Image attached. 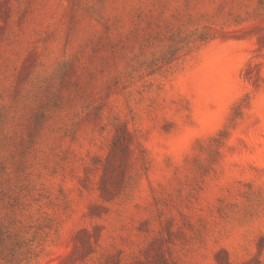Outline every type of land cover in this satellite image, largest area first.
<instances>
[{"label":"rangeland","instance_id":"obj_1","mask_svg":"<svg viewBox=\"0 0 264 264\" xmlns=\"http://www.w3.org/2000/svg\"><path fill=\"white\" fill-rule=\"evenodd\" d=\"M0 264H264V0H0Z\"/></svg>","mask_w":264,"mask_h":264}]
</instances>
